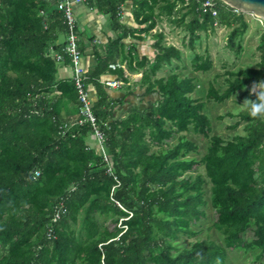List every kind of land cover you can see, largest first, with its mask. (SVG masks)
<instances>
[{
  "label": "trees",
  "instance_id": "trees-1",
  "mask_svg": "<svg viewBox=\"0 0 264 264\" xmlns=\"http://www.w3.org/2000/svg\"><path fill=\"white\" fill-rule=\"evenodd\" d=\"M127 1L86 0L108 14L118 32L102 42L105 53L94 49L86 78L97 91L93 111L107 134L110 171L86 141L88 124L62 133L80 99L75 80L58 78L57 61L48 55L51 46L61 50L65 44H56L67 31L58 0H0V264H228L236 249L264 264V114L249 110L264 93V34L256 66L225 71L223 92L211 81L205 99L195 98L197 78L173 64L182 60V50L165 43L163 30H153L167 16L188 32L193 46L214 26L212 11L203 0H131L139 25L132 27L122 20ZM217 8L219 20L232 28L228 45L236 47L248 28L245 15L221 0ZM143 33L155 38L153 60L139 58L135 44L126 49L125 39L142 40ZM112 49L131 71L142 70L141 90L128 94L145 101L121 118L115 113L125 100L111 94L104 74L129 78L121 65L111 66ZM191 61L195 71L214 66L209 54L195 53ZM165 64L172 67L169 74L157 76ZM255 86L259 90L251 92ZM241 90L251 103L234 127L246 121L245 133L230 139L213 134L206 103ZM190 130L208 139L200 158L199 143L185 134ZM61 202L66 211L53 223L52 239L47 232ZM209 203L223 243L206 237L182 246L183 235L199 234L194 226ZM96 214L116 215L115 229L102 226Z\"/></svg>",
  "mask_w": 264,
  "mask_h": 264
},
{
  "label": "crops",
  "instance_id": "crops-1",
  "mask_svg": "<svg viewBox=\"0 0 264 264\" xmlns=\"http://www.w3.org/2000/svg\"><path fill=\"white\" fill-rule=\"evenodd\" d=\"M76 15H77L78 23H79V29H78L79 31L78 32H79V35L81 37V44H82L81 47H83L82 50L84 52V63L87 67H90L94 63V58H95L94 49L97 48L100 52L105 53L107 51V48L104 49V47L102 46L103 45L102 42H104V43L106 42L107 36L108 37L109 36L110 37L117 36L118 32L113 30L109 15L103 14L94 8H90L86 5H78L76 7ZM124 15H125L124 18H122L124 23H126L127 25H131L132 27H138L139 26L138 23L136 22V20L134 19V16L132 13V5L130 7V5L128 4V5H126V7H124ZM245 20L248 22V28L246 29L245 33L242 36H240L236 39V47H229V45H228V37H229L230 31L232 30V28L227 27L225 24H223L219 20L218 16L215 19L214 26L212 27L211 31L208 33H202L201 39L196 41L193 46H191V44L189 43L188 32L181 27L180 31L182 32L183 35H181L182 37H179V41H180L179 43H183L184 45L187 44L189 46V48L193 47L190 49H195L197 51V45L203 40V38H206L207 39V45H206L205 52L204 53H200L198 51L197 52L200 54H205V55L209 54L211 59L213 60V64H214L213 68L215 67L214 56L220 48H223V46H225V48H230L232 51L235 52L234 54L241 56V55H246L245 51L247 50L248 46L250 48L252 46V44H254L253 46H254V48H256V52L260 53L259 45L261 42L262 35L264 34V30L262 31V29L258 25V22L257 23L255 22L254 24H252L251 21L249 19H247L246 17H245ZM160 21L161 20H159L158 25L153 30V32L163 30L162 28L159 27ZM175 26H176V24H175ZM176 27H178V26H176ZM180 31H177V33H179ZM64 35L59 36V39L56 42V44H60V43L65 41L66 35L65 36ZM94 35H95V38L92 39V37H94ZM142 35H144V39H142V40L141 39H135L133 37H128L127 39H125L124 42L126 45V49L127 50L130 49V47L133 44H135L136 51H137L139 58H141L142 56L145 55V56H148L151 60H153L155 57V53H156L154 46H153L154 42H155V38L152 35L147 36L144 33ZM169 38H170V35L166 33L165 43L167 45H175L181 49V47L178 43L168 42ZM256 38H257V40H256ZM238 44L241 46V49L239 48ZM245 46H247V47L245 48ZM89 48L91 49L90 51H89ZM144 48H145V50H144ZM236 48H238V49H236ZM141 50H144V51L141 52ZM182 54H183V52H182ZM236 55H234V57ZM193 57H194V54H192L191 60ZM114 58L116 61L114 63L119 65V66L121 65L125 70V75L129 78V81L124 82L123 79L121 78V76H119L118 74H114V73H105L104 74V78L110 80V82H111V86H110L111 94L116 95V96L117 95L121 96V98H124V100H125V103L123 105H120L118 107L116 113H115V117L121 118L124 115H126L128 107H130L132 105H134V106L141 105L145 101V99L142 95L141 96H139V95L134 96V95L128 94V92L130 93V91H131L130 89H133V88H135L137 91L141 90L142 86L139 82H140V79L142 77V70L136 71V72L131 71L128 68L127 60L121 62L122 60H121V57L120 58L118 57L117 50H116V54H114ZM259 60H260V55L257 57V61H253V62L250 61V63L247 66H238L232 70L238 71L242 68L256 66L257 63L259 62ZM173 61H174L173 64L177 63V65H179L178 62H180L181 60H175L174 59ZM231 62H233V60ZM61 65L62 64H60V66H59L58 78L65 79V78L72 77V69L70 68V65L68 63H64V65H62V66ZM171 68L172 67L169 64H165L158 71L157 76L162 77V76L168 75ZM196 72H199V71H196ZM201 72H203V71H201ZM224 73H225V71H223L222 74H224ZM193 76H195V75H193ZM223 77L226 78L227 76L224 74ZM211 81H215V79L210 80L208 82L207 87L203 86L204 87L203 93L201 95H199L198 97H196L194 95L198 91V84H197V88L194 91L193 96L195 98L201 97L202 99H205L206 93H207V90H208V87H209ZM224 82H225V84L224 85L222 84L223 85L222 87L216 85V87L218 89H220L221 92H223L228 86L225 79H224ZM256 87H258V89H256ZM90 89H91V95L97 99V97H98L97 91H96L95 86L93 84L90 85ZM258 90H259V86H255L251 92H254V91L256 92ZM155 96H156V94H155ZM234 98H237L236 99L237 101L240 100L242 104L244 103V101H242V99H245L246 100L245 105L244 106L240 105V107H237L235 112L228 110L225 113H220L219 115H224L225 116L224 118H227V119L228 118L233 119V120H231V122H229L231 125H229L228 128H230V129L236 130L239 127H241V125H243L242 132H237L236 134L245 133L244 127L247 123L246 121H241L240 124L236 127H234V125H235V123H237L241 119L239 116V113L241 111H243L244 109H246L247 106L251 103L249 93L246 95H242V90H241V91H238L235 94H233L229 99H227L223 102H218V103H220V104L227 103V102H229L230 99H234ZM210 102H212V101H210ZM213 102H215V101H213ZM208 104H209V102H207L206 106H205V112L206 113L208 111ZM212 108H213V105H212ZM208 116L212 121V127L214 129L212 117L210 116V114ZM189 132H191V130L185 132V134L188 136ZM90 133L92 134V132H90ZM90 133H88V134H90ZM213 134L221 135V133H213ZM221 136H223V135H221ZM93 137H94V135H93ZM232 137H230V138H232ZM188 138H189V136H188ZM230 138H227V139H230ZM87 143H90V145L93 148L98 147V142H97L96 138H95L94 143L92 141H87ZM201 168L203 169V167H201Z\"/></svg>",
  "mask_w": 264,
  "mask_h": 264
},
{
  "label": "rangeland",
  "instance_id": "rangeland-1",
  "mask_svg": "<svg viewBox=\"0 0 264 264\" xmlns=\"http://www.w3.org/2000/svg\"><path fill=\"white\" fill-rule=\"evenodd\" d=\"M128 4L131 7V0H128L123 5V7H126V5H128ZM244 15L247 19H249L251 21L252 24H254L255 22L256 23L258 22V25L260 26L262 31L264 30V21L263 20H261L260 18L256 17L253 14H244ZM124 16L125 15L123 14L122 18H124ZM160 20L161 21L159 23V27L162 28L167 34L170 35L168 42L178 43L181 47V50L183 52L182 60L178 63L181 66V68L184 66V68H182V70L185 72V74H189L191 76L195 75L198 79L197 80L198 91L194 94L196 97H198L199 95H201L203 93L204 87H207L208 82L210 80L215 79L216 85L222 87L225 84L224 79H226L228 77L227 74H225V73L224 74L227 77L226 78L223 77L224 76V74H222L223 71L232 70L238 66H247L250 63V61L251 62L257 61V57L260 55L259 52H256V48H254V46H253L254 44H252V46L250 48L248 46L247 50L245 51L246 55H241V56L234 54L235 52L232 51L230 48H225V46H223V48H220L214 56L215 67L212 70L207 71V72H201V71L196 72L195 70H193V67H192L191 56H192V54H195L198 52H200V53L205 52L206 45H207V39L203 38V40L197 45V51H198L197 52L195 49H190L187 44L184 45L183 43H179L180 42L179 37H182L181 35H183L182 32L180 31L181 27H179V26L176 27L177 25L175 26V23H172V21L166 16L162 17ZM177 31H180V32L177 33ZM63 35L64 34H61V36H63ZM94 37H95V35H94ZM256 40H257V38H256ZM246 47L247 46H245V48ZM90 50L91 49L89 48V51ZM144 50H145V48H144ZM144 50H141V52H143ZM112 52L114 54H116V51L114 49H112ZM234 55H236V56L234 57ZM232 60H233V62H231ZM59 66H60V64H58V67ZM256 89H258V87H256ZM236 99L237 98L230 99L229 102L222 103V104H220L218 102H213V101L209 102L207 114L208 115L210 114V116L212 117V120H213V124H214L213 133H221V135H223L225 138H230L233 135H235L237 132H242L243 125H241V127H239L236 130L228 128V126L231 125L229 122H231V120H233V119L228 118L229 119L228 120L227 118H224V119L220 120L218 118V115L220 113H225L228 110L235 112L237 107H240V105H242V106L245 105V101H246L245 99H242V101H244L243 104L241 103L240 100L237 101ZM212 105H213V108H212ZM79 109H80V105L71 107L72 116H71L70 120L68 121V124L72 125L73 127L76 126V124H77L76 120H77V117L79 114ZM188 136L190 139L195 140L199 143V145H200L199 153L196 154V156L198 158H200L202 156V154L205 153V151H206L208 139L204 138L202 135L200 136V135L194 133L192 130H191V132H189ZM85 138L87 141H92L93 143L95 142V138L93 137V135L91 133L88 134ZM198 171H203V169L200 167L197 169V172ZM188 173H190V172H188ZM194 175H195V172H194ZM210 187H211V183L208 181L205 185L206 199L207 200H210V194H211ZM205 209L207 212L206 217H203L200 221H198L196 223V226H194V228L197 231H199V234L194 236V237H191V238L183 235L180 238V244L182 246H184V245L188 246V245H190L191 242L196 241L198 239L199 240L204 239L206 237L215 240L217 243H223L222 233L213 227V223L217 219V213L211 207L210 203L208 204V206ZM83 213H84V211H81V213L79 215V219H81L83 217ZM116 217H117L116 215L115 216L114 215H107V216L97 215V218L99 219L100 224L102 226L105 225L110 229H115V227L117 225V221H115L114 218H116ZM118 224H120L119 221H118ZM75 226L77 229H79L81 224L79 223L78 225H75ZM251 232L252 231H250V235H252ZM228 264H260V262H255L253 260V256L250 253H245L244 251H240L239 249H236V250L229 251Z\"/></svg>",
  "mask_w": 264,
  "mask_h": 264
},
{
  "label": "built area",
  "instance_id": "built-area-1",
  "mask_svg": "<svg viewBox=\"0 0 264 264\" xmlns=\"http://www.w3.org/2000/svg\"><path fill=\"white\" fill-rule=\"evenodd\" d=\"M78 5H86V0H58L57 6L60 10L64 12L67 24L66 39L65 44L62 46L61 50H57L54 46H51L48 50V55L53 56L57 64L68 63L72 69V78L75 80L77 88L79 90L80 99V109L77 117V124L83 126L88 124L92 129V134L98 142V147L96 148L99 155L103 156L104 160L109 164V170H112L113 160L107 153L105 142L107 139V134L104 131L102 122L98 119L93 111V104L96 100L91 95L90 85L86 84L88 67L84 63V52L81 48V37L79 35V23L76 15V7ZM202 6L204 8H209L212 11L214 17L218 16L217 0H203ZM91 8V7H90ZM97 10V9H96ZM122 16L124 14V7H122ZM238 11V10H235ZM68 60H67V59ZM61 65V66H62ZM114 68L116 64H111ZM111 85L110 81H107ZM73 126L66 124L63 127L62 133L65 134ZM40 172L38 170L34 173V178L39 177ZM66 211V207L61 202L57 205V211L52 219V223L49 225L47 235L49 238H55L53 231V223L60 219L62 212Z\"/></svg>",
  "mask_w": 264,
  "mask_h": 264
},
{
  "label": "water",
  "instance_id": "water-1",
  "mask_svg": "<svg viewBox=\"0 0 264 264\" xmlns=\"http://www.w3.org/2000/svg\"><path fill=\"white\" fill-rule=\"evenodd\" d=\"M235 10L253 14L264 21V0H222Z\"/></svg>",
  "mask_w": 264,
  "mask_h": 264
},
{
  "label": "clouds",
  "instance_id": "clouds-1",
  "mask_svg": "<svg viewBox=\"0 0 264 264\" xmlns=\"http://www.w3.org/2000/svg\"><path fill=\"white\" fill-rule=\"evenodd\" d=\"M249 110L252 115L264 114V93H261L260 98L250 104Z\"/></svg>",
  "mask_w": 264,
  "mask_h": 264
}]
</instances>
